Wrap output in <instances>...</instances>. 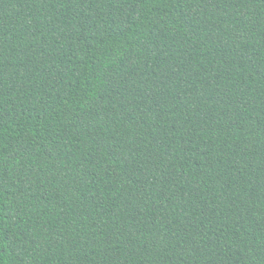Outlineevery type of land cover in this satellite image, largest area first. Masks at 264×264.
Instances as JSON below:
<instances>
[{
  "label": "trees",
  "instance_id": "16d2710c",
  "mask_svg": "<svg viewBox=\"0 0 264 264\" xmlns=\"http://www.w3.org/2000/svg\"><path fill=\"white\" fill-rule=\"evenodd\" d=\"M0 264H264V0H0Z\"/></svg>",
  "mask_w": 264,
  "mask_h": 264
}]
</instances>
